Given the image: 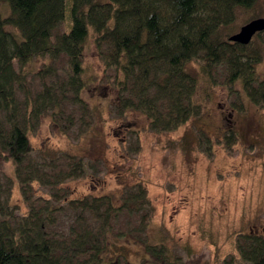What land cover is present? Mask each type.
<instances>
[{
    "label": "rangeland",
    "instance_id": "1",
    "mask_svg": "<svg viewBox=\"0 0 264 264\" xmlns=\"http://www.w3.org/2000/svg\"><path fill=\"white\" fill-rule=\"evenodd\" d=\"M0 13L10 15L8 2L0 1ZM236 15L222 33L231 35L250 19L264 17V0H257L249 9L239 8ZM68 28L67 12L53 35ZM7 29L19 37L16 28ZM263 42L264 32L257 44ZM99 51L93 38L88 39L82 57L86 85L81 92L87 108L75 102L71 89L64 85L65 55L55 63L33 59L24 69L31 97L42 88L38 72L47 65L56 69L45 80L56 88L59 106L40 120L28 115L31 105L24 92H17L19 119L35 147L25 162L24 175L31 164L50 174L51 182L45 187L32 181L25 199L14 165L0 154V222L15 227L31 201L39 215L49 217L44 227L48 234L66 239L73 229L79 230L81 220L82 225L94 229L100 223L89 212L67 205L63 210L44 211L52 204L43 200L49 199L50 193L59 195L63 203L72 198L113 195L121 205L128 195L145 188L149 208H125L111 220L114 232L125 234L119 241L133 249L134 262L154 261L149 255L142 260V251L137 252L145 235L135 230L141 216L152 209L153 240L163 237L176 256L188 259L203 253L213 263L234 258L235 264H244L236 248L245 245L244 234L264 237V109L247 98L241 81L235 82L232 90L227 87L225 64H212L209 77L201 69L202 60H194L188 68L198 76L195 115L174 131L153 132L145 114L122 111L121 97H129L130 91L117 87L122 73L105 68ZM15 68L19 70L16 62ZM259 68L264 70V61ZM0 127H10L2 109ZM231 137L236 143L229 149L225 144ZM77 160L85 165L84 177L56 183L54 176L69 171Z\"/></svg>",
    "mask_w": 264,
    "mask_h": 264
},
{
    "label": "trees",
    "instance_id": "2",
    "mask_svg": "<svg viewBox=\"0 0 264 264\" xmlns=\"http://www.w3.org/2000/svg\"><path fill=\"white\" fill-rule=\"evenodd\" d=\"M0 1L8 2L10 7L9 16L0 13V109L6 112L10 124L8 129L0 127V154L14 165L25 199V190L32 181L47 187L51 176L31 164L24 175L25 162L35 147L19 119L17 92L26 95L31 105L28 115L36 121L59 106L56 88L45 80L54 74L53 65L38 72L42 88L31 97L23 71L33 59L55 63L65 55L64 85L71 89L73 100L87 108L81 97L86 85L82 57L88 39L93 38L105 68L122 73L123 79L116 80L117 87L130 91L129 97H121L122 111L142 112L149 118V129L157 133L174 131L195 115L193 96L198 76L188 68L194 60H202L201 69L209 77L212 64H225L227 87L232 90L234 83L241 81L247 98L264 109V70L259 68L264 61V42L257 44L264 31L247 45L233 42L228 33H222L236 19L239 8L249 9L257 0ZM67 12L68 30L54 36V29ZM7 26L16 28L19 37ZM226 142L231 149L235 137ZM85 172L84 163L77 160L69 171L59 172L54 179L63 183L83 178ZM49 197L43 200L52 204L44 211L63 210L67 205L89 212L99 227L84 226L81 220L79 230L73 229L66 239L52 237L44 228L49 217L39 215L28 201V211L16 219L15 227L3 224L5 220L0 222V264H137L131 259L134 251L130 245L119 241L125 234L115 233L111 220L125 208H149L145 188L128 195L121 205L116 204L113 195L72 198L64 203L56 193ZM151 219L152 209L146 210L135 229L145 235L137 250L142 251V260L149 255L154 260L150 264H235L234 258L213 263L203 253L188 259L176 256L163 237L153 240ZM244 238L245 245L236 246L243 263L264 264V237L244 234Z\"/></svg>",
    "mask_w": 264,
    "mask_h": 264
},
{
    "label": "water",
    "instance_id": "3",
    "mask_svg": "<svg viewBox=\"0 0 264 264\" xmlns=\"http://www.w3.org/2000/svg\"><path fill=\"white\" fill-rule=\"evenodd\" d=\"M263 31L264 17H255L247 21L244 25H242L239 31L231 34L229 40L239 44L247 45L257 33Z\"/></svg>",
    "mask_w": 264,
    "mask_h": 264
}]
</instances>
